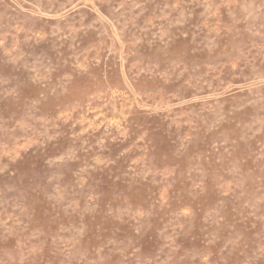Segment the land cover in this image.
Instances as JSON below:
<instances>
[{"label":"rangeland","instance_id":"374dc122","mask_svg":"<svg viewBox=\"0 0 264 264\" xmlns=\"http://www.w3.org/2000/svg\"><path fill=\"white\" fill-rule=\"evenodd\" d=\"M0 264H264V0H0Z\"/></svg>","mask_w":264,"mask_h":264}]
</instances>
